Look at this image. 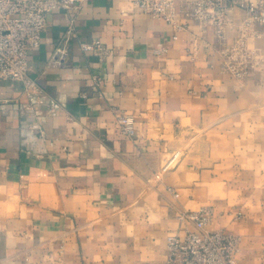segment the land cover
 I'll return each mask as SVG.
<instances>
[{"label": "crops", "instance_id": "0c3cea01", "mask_svg": "<svg viewBox=\"0 0 264 264\" xmlns=\"http://www.w3.org/2000/svg\"><path fill=\"white\" fill-rule=\"evenodd\" d=\"M71 14H48L33 85L0 80V264H163L179 211L202 205L241 236L234 264H264V23L235 7L222 33L184 12L176 30L89 0L67 35Z\"/></svg>", "mask_w": 264, "mask_h": 264}, {"label": "built area", "instance_id": "2783aa9c", "mask_svg": "<svg viewBox=\"0 0 264 264\" xmlns=\"http://www.w3.org/2000/svg\"><path fill=\"white\" fill-rule=\"evenodd\" d=\"M88 1L0 0V80L21 79L28 87L33 85L34 80L28 78V71L31 67L28 54L30 49L40 46L42 34L48 26V14L54 10H66L72 13L66 31L67 35H71L75 32L76 14ZM178 1L130 0L134 6L149 13L152 17L162 18L171 23L176 30L185 26L178 19L179 12H184L188 17L198 19L203 26H213L218 33H222L235 7L248 11L247 24L252 21L264 23V0ZM173 37L176 38L177 34L174 33ZM81 46L85 51H93L99 55L109 52L101 39L83 40ZM166 50V45H159L155 48L156 53ZM66 53V48L61 44L58 45L53 52L51 62L63 64ZM238 60L236 58L234 63H238ZM244 69H246L245 66ZM244 69L238 72L241 73ZM96 80L98 82V78ZM116 117L121 132L131 137L135 136L136 119L134 115L118 111ZM174 159L175 156L167 158L165 165H170ZM212 216L213 208L210 205L180 210L178 219L184 224L185 233L173 232L167 235L166 259L163 264H234L241 236L226 228H206ZM188 223L193 224L195 228H190Z\"/></svg>", "mask_w": 264, "mask_h": 264}, {"label": "rangeland", "instance_id": "374dc122", "mask_svg": "<svg viewBox=\"0 0 264 264\" xmlns=\"http://www.w3.org/2000/svg\"><path fill=\"white\" fill-rule=\"evenodd\" d=\"M237 215L240 217V216H241V212L239 211V212L237 213Z\"/></svg>", "mask_w": 264, "mask_h": 264}]
</instances>
